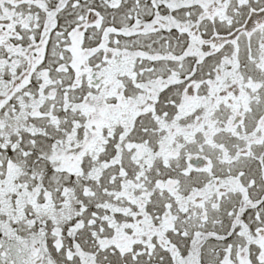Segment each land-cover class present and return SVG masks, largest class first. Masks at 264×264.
<instances>
[{"label":"snow or ice","instance_id":"6c2138e0","mask_svg":"<svg viewBox=\"0 0 264 264\" xmlns=\"http://www.w3.org/2000/svg\"><path fill=\"white\" fill-rule=\"evenodd\" d=\"M0 264H264V0H0Z\"/></svg>","mask_w":264,"mask_h":264}]
</instances>
